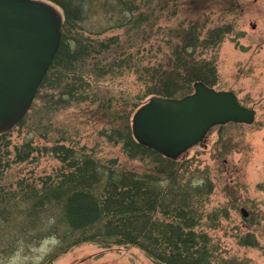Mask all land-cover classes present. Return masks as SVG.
Returning a JSON list of instances; mask_svg holds the SVG:
<instances>
[{
    "label": "rangeland",
    "instance_id": "obj_1",
    "mask_svg": "<svg viewBox=\"0 0 264 264\" xmlns=\"http://www.w3.org/2000/svg\"><path fill=\"white\" fill-rule=\"evenodd\" d=\"M126 1L137 25L110 27L96 5L82 24L84 42L100 51L77 66L85 81L49 70L29 111L8 132L12 152L27 144L31 154L0 178V191H10L9 203L18 206L11 221L0 222V264H153L130 245L72 244V232L62 237L69 228L59 207L23 213L17 181L38 184L55 174L61 166L51 152L55 145L86 153L105 167L159 178L157 172L173 173L193 194L195 230L207 235L215 262L264 264V0ZM190 31L199 36L197 48ZM111 37L115 43L102 50L98 43ZM108 69L113 73L101 75ZM195 74L208 83L193 82L188 94L196 82L233 92L242 106L254 109L253 123L216 126L176 160L147 150L129 158L123 138L151 97L148 88L165 80L179 82V89L186 75Z\"/></svg>",
    "mask_w": 264,
    "mask_h": 264
},
{
    "label": "trees",
    "instance_id": "obj_2",
    "mask_svg": "<svg viewBox=\"0 0 264 264\" xmlns=\"http://www.w3.org/2000/svg\"><path fill=\"white\" fill-rule=\"evenodd\" d=\"M43 1L56 6L63 17L60 47L49 70L63 76L71 75L80 83L85 78L83 73L76 71L77 66L100 54L95 45L84 42L86 40L81 37L82 24L93 14L95 6H100L109 16L110 27L129 29L138 22L132 3L126 0ZM188 34L192 37V46L197 48L199 36L193 31ZM114 43L115 38L111 37L98 46L108 50ZM63 57L65 60L60 64ZM124 60L127 63V59ZM109 73L113 70L108 69L101 75ZM185 77L189 79L180 83L185 87L177 89L179 82L174 85L160 80L148 88V95L181 98L190 93L188 89L193 82L208 83L196 74ZM123 139L131 159L137 157L138 150L153 152L136 143L130 131ZM10 145L8 132L1 133L0 178L31 154L27 144L15 147L14 152ZM51 152L61 165L55 174L44 176L38 184L17 181L19 199L26 204L22 208L26 216L59 207L63 222L69 228L62 237L72 232V244L97 241L130 245L143 251L153 264H218L207 235L195 230L198 216L192 204L193 194L190 188L177 182L173 173L157 172L162 175L159 178L150 173L139 175L105 167L92 156L64 145H55ZM10 194V191H0V222H9L16 216L18 206L9 203ZM109 243L104 246L108 247Z\"/></svg>",
    "mask_w": 264,
    "mask_h": 264
},
{
    "label": "water",
    "instance_id": "obj_3",
    "mask_svg": "<svg viewBox=\"0 0 264 264\" xmlns=\"http://www.w3.org/2000/svg\"><path fill=\"white\" fill-rule=\"evenodd\" d=\"M61 27L62 16L50 3L0 0V133L29 110L59 48ZM193 88L183 98L154 96L140 106L131 123L135 141L176 160L213 127L253 123L254 109L242 106L233 92L202 82Z\"/></svg>",
    "mask_w": 264,
    "mask_h": 264
}]
</instances>
